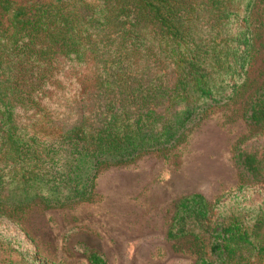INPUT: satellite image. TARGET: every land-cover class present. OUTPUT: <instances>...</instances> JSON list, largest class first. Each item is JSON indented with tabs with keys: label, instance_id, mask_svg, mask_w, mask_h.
Listing matches in <instances>:
<instances>
[{
	"label": "trees",
	"instance_id": "trees-1",
	"mask_svg": "<svg viewBox=\"0 0 264 264\" xmlns=\"http://www.w3.org/2000/svg\"><path fill=\"white\" fill-rule=\"evenodd\" d=\"M252 4L0 0V201L81 200L102 161L172 145L200 110L232 98L248 62ZM246 120L264 123V93ZM235 161L258 177L264 152L241 150ZM207 206L200 193L180 197L167 238L202 242ZM237 226L214 235L217 260L264 264V233Z\"/></svg>",
	"mask_w": 264,
	"mask_h": 264
},
{
	"label": "rangeland",
	"instance_id": "rangeland-1",
	"mask_svg": "<svg viewBox=\"0 0 264 264\" xmlns=\"http://www.w3.org/2000/svg\"><path fill=\"white\" fill-rule=\"evenodd\" d=\"M246 25L248 62L232 98L200 110L172 145L102 161L81 200L0 201V264H91V253L106 264H222L217 232L237 223L263 234L256 224L264 212V167L254 177L235 155L264 152V123L246 120L264 93V0H253ZM194 192L208 205L205 239H168L177 200Z\"/></svg>",
	"mask_w": 264,
	"mask_h": 264
}]
</instances>
